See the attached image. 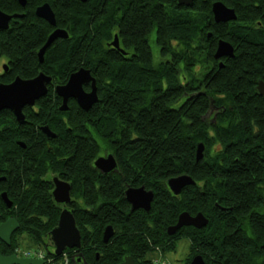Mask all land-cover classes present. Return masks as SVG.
Returning <instances> with one entry per match:
<instances>
[{
  "label": "trees",
  "instance_id": "1",
  "mask_svg": "<svg viewBox=\"0 0 264 264\" xmlns=\"http://www.w3.org/2000/svg\"><path fill=\"white\" fill-rule=\"evenodd\" d=\"M213 1L193 0L184 6L176 0H124L122 18L106 22L88 19L87 3L75 0L71 21L62 23L68 39L48 48L43 63L36 49L45 36L34 16L13 18L7 29H0V52L12 68L9 78H30L39 71L51 75L38 110L58 132L50 140L42 132L26 135L27 146L21 149L7 147L9 134L0 131V166L6 176L0 191L12 201L7 207L0 198V222L10 216L19 224L10 244L0 240L2 254L14 253L19 235L26 234L45 249L50 258L45 264L60 262L64 255L66 264H77L74 252L81 253L83 264H119L125 255L135 264H151V252L164 255L187 238L186 264L197 254L205 264H264V98L255 91L257 81H264V0H222L236 12V20L228 22L214 21ZM3 3L11 12L17 7L15 0ZM115 33L129 57L107 44ZM219 39L234 48L233 57L219 59L222 67L213 57ZM193 42L203 43L204 58L195 56ZM196 63L202 65L197 74L191 68ZM206 64L215 66L211 70ZM79 66L95 77L98 100L87 111L71 100L61 112L53 83H64ZM185 76L192 82L198 78L204 92L180 103ZM211 100L231 114L227 123L214 128L223 138L213 143L219 141L222 147L210 148L202 141L203 158L196 161L197 138H214L199 126V114ZM59 121L64 123L61 129ZM103 151L114 155L120 176L100 174L93 167ZM56 163L66 171L72 168L68 179L80 200L74 207L81 246L60 255L47 247L59 207L51 198V186L41 178ZM180 174L190 175L195 183L175 195L166 180ZM125 184L153 191L148 211L131 209ZM182 211H200L208 222L168 234L166 228ZM107 225L113 234L104 242Z\"/></svg>",
  "mask_w": 264,
  "mask_h": 264
},
{
  "label": "water",
  "instance_id": "2",
  "mask_svg": "<svg viewBox=\"0 0 264 264\" xmlns=\"http://www.w3.org/2000/svg\"><path fill=\"white\" fill-rule=\"evenodd\" d=\"M20 3H24L25 0H18ZM85 1V0H82ZM179 5L190 6L193 0H176ZM44 8H48L44 6ZM211 11L213 13V19L215 22H228L236 20V12L234 8L226 5L221 0H215L212 2ZM21 16V14L13 13L6 14L0 10V28L5 29L8 27V22L13 17ZM43 16L52 24H54L53 14L51 11L46 12ZM211 36V33H208ZM57 37H67V31L64 29L54 30L46 39L42 47L38 51L39 61L44 59V53L46 48ZM110 44L124 53V50L119 47L117 35L114 36ZM233 57L234 48L232 44L224 39L217 41L216 49L213 53V57L219 60L221 57ZM222 67L221 60L218 62ZM91 82L90 90L86 91L83 85ZM51 83V76L40 71L35 77L29 79H22L16 77L14 81L9 84L0 83V110L3 108L11 109L19 120L23 119L22 107L26 104L33 105L34 101L47 93V85ZM56 93L62 97V103L59 106L60 110L67 108V99L73 97L77 104L85 111L98 100L97 88L95 79L90 74V71L86 68H79L75 72L71 73L68 80L64 84H58L55 86ZM255 91L264 98V81L258 80L255 85ZM43 132L47 137L51 138L55 136V133L50 130L47 125L42 127ZM24 145V144H23ZM25 146V145H24ZM204 145L198 143L196 146L195 159L199 161L203 158ZM94 166L99 168L102 172H107L116 165L115 158L112 154L104 156H98L93 162ZM4 177H0L2 180ZM195 180L187 174H180L167 179L166 185L173 192V194L180 193L181 189L185 185L194 184ZM70 185L67 182L55 181V187L53 189V196L58 202H69ZM2 199L8 207L11 206V201L7 197L5 192L1 194ZM125 198L130 204L132 210L141 208L146 211L149 210L151 202L153 200V191L146 189L144 185L137 187H128L125 191ZM217 205V203H215ZM220 209L224 207L219 206ZM208 219L202 212H197L194 215L187 211L179 213L177 220L174 224L167 227V233L173 234L182 226H194L201 228L205 226ZM19 224L15 218H7L5 221L0 222V240L5 244H10V238L12 233L17 230ZM113 234L112 225H107L104 228L102 239L107 242ZM50 239L53 242L54 250L53 254L60 255L65 248L80 247V232L76 226L75 219L70 211L63 209L58 219L57 225L49 232ZM0 264H44V259L34 257H19L15 253L4 255L0 252ZM119 264H135L131 255H125L123 260ZM190 264H205L203 257L199 254L194 255Z\"/></svg>",
  "mask_w": 264,
  "mask_h": 264
},
{
  "label": "flooded vegetation",
  "instance_id": "3",
  "mask_svg": "<svg viewBox=\"0 0 264 264\" xmlns=\"http://www.w3.org/2000/svg\"><path fill=\"white\" fill-rule=\"evenodd\" d=\"M78 1H80L82 3H87L86 12H87V14H89V16H88L89 18L88 19H91L93 21L101 20V21H106V22L107 21L108 22H117V21H119L122 18V14H123L122 5L124 4V0H85V1L78 0ZM125 1L128 2V0H125ZM3 2H4V0H0V10L1 11H3L6 14H13V13L21 14V16L13 17V18H21L22 20H25L26 18H31V17L34 16L33 17L34 21L37 23V25L41 26V27H39V26L38 27L43 32L42 35L45 36L44 42L46 41L48 36L56 29H64L65 31H67V37H57V38H55L51 42V44L46 48V50H48V48H50L52 45H54L56 43V41H58L59 39H68L69 32H68L66 26H64V24H62V23L71 21V19L73 17L72 8L74 7L73 4H74L75 0H25L23 4L20 3L18 0H15V2L17 3V7H15L16 9L12 10V12L9 11V10L4 9L2 7V4H4ZM44 6H47L48 8H44ZM48 9L53 14L54 24L50 23L43 16V14H46V12H48ZM165 13H166V4H165ZM13 18H11L10 20H12ZM8 26H9V22H8ZM7 28H5V29H7ZM165 31H166V29H165ZM115 35H117V33H115L113 35V38H114ZM165 37H166V34H165ZM113 38L109 42H107V44L111 48H114L110 44V42L113 40ZM117 38H118V36H117ZM44 42L42 44H39L40 46H38L37 49H36L37 58H38V51L42 47ZM118 43H119V41H118ZM120 48H122L124 50V53H122L118 49L117 50L124 57L127 58V57H129L131 55V54H129L127 49H124L123 47H120ZM46 50H45V53L47 52ZM45 53H44V58H45ZM0 55H4L7 58V56L4 53L0 52ZM164 58H165V61H166V56ZM38 61H39V58H38ZM43 61H44V59H43ZM43 61L42 62L39 61V62L43 63ZM10 64L11 63L9 62V59L7 58L6 63L3 65V69L0 70V83L9 84L12 81H14V79L16 77H21L22 79H29V78H26V77H22L19 74H15V75H13V77L9 78L10 70H12ZM81 67L86 68V69H88L90 71L89 68L84 67V66H79L77 68V70L79 68H81ZM212 68H213V65L211 66V70H212ZM71 73H73V72H71ZM70 74H69V76H70ZM90 74L92 75L91 72H90ZM36 75H34L33 77H35ZM69 76H68V78H69ZM33 77H30V78H33ZM92 77L95 79V77L93 75H92ZM68 78H67V80H68ZM66 81L64 83H66ZM51 82H52V77H51ZM95 82H96V80H95ZM195 82H199V81L192 82V79H189V78H187V76H185V78L183 79V84H184L185 87H184V90H183V93H182L183 97H184V100H182V102H180V103H183V102L185 103L186 101L190 100V98L193 95H195V94L198 95V94H201V93L204 92L203 88L201 86V83L196 84ZM64 83H53L54 92L57 95V97L59 98V104L57 106L58 109H59L60 104L62 103V97L59 96L56 93L55 86L58 85V84H64ZM193 83H194V85L195 84L196 85L195 86L194 85H189L190 87H187L188 84H193ZM50 84H52V83H49L48 85H50ZM48 85H47V92H48ZM90 86H91V82L89 81L87 84L83 85V88H84V90L89 91L90 90ZM96 88H97V86H96ZM40 99H41V97L36 99L34 101L33 105L26 104V105H24L22 107V113H23V119L22 120H19L18 117L14 114V112L11 109H9V108H3V109L0 110V131L1 130L7 131L8 134H9V136H8L9 138L8 139L10 141V144H8L7 147H12V148H17L18 147V148H21V149H25L26 146H27L26 135L35 134L37 132H42L46 136V138H48L49 140L57 137L58 132L55 129L51 128L49 126V124L45 123L42 120V117L39 116L40 114L44 113V112L41 113L38 110V102H39ZM71 100H74V98L73 97H69L67 99V102H66L67 108L65 110H60L59 109V111L66 112L68 110V108H69L68 103ZM219 107H220V105H213V101L211 100L208 108L206 109V111L201 113V114H199V120L201 122V124L199 125L200 126V130L202 128H207V133H208V135L210 137H214V132H215L214 128L216 127L217 130H218L219 129V125L221 123L227 122L228 121L227 117H228V115L231 114V113H226V112L220 111ZM33 114L35 115L34 118L31 117V115H33ZM54 114L57 115L59 113L54 112ZM64 118H65V116L62 115V119H64ZM59 122H60L59 124H61V125L58 127V129H61L62 127H64V123H62V121H59ZM44 125H47L50 128V130L55 133L54 137H51V138L47 137V135L42 130V127ZM68 127L70 128L71 126H68ZM253 129L254 130H258V128L256 126H254ZM207 133H206V137L208 136ZM194 140H195V138H194ZM210 140L211 139L207 137V141H210ZM200 142L202 143V141H199V142H197V144L200 143ZM212 147L213 148L215 147V149H219L222 146H221L220 142L217 141L214 144H212ZM7 149H9V148H7ZM107 154H112V153L109 152V151H103L98 156H104V155H107ZM95 159L96 158L93 159V162H94ZM115 161H116V165L112 169L107 171V172H102L99 168L94 166L93 162H92V165L100 174H105V175H109V176H114V175L120 176L119 175L120 174L119 164H118L116 158H115ZM56 164L57 165H55V170L48 171V172L44 173L41 176L42 180H44L46 182V184L51 186V188H50L51 198L53 199L54 203L57 204V206L59 207L58 216L56 218V224L52 228H54L57 225L58 219L60 217V214H61L62 210L63 209H67L73 215V217L75 219L76 226L79 229V226H78V224L76 222V218H75V213L76 212H75L74 204H75L76 199L73 197V194H72V191H71V187H72L71 186V179H68L69 175L72 174V168H69V170H68V171H70V173H69L68 171L63 169L64 167L59 166L58 163H56ZM2 169H3V167L1 168V166H0V177H4L2 180H0V182L6 179L5 174H3L1 172ZM56 180L69 183V185H70V189H69L70 200H69V202H58L54 198L52 192H53V189L55 187V181ZM128 187H137V186H133V185H130V184H125V188L123 190L124 196H125V191H126V189ZM2 192L6 193V191L5 190H1L0 191V198L4 202V200L2 199V196H1ZM6 195H7V193H6ZM7 197H8V195H7ZM9 200H10V198H9ZM82 203H84V202L82 201ZM4 204L6 205L5 202H4ZM11 205H12V201H11ZM138 209H141V208H138ZM7 218H14V217H10L9 216ZM5 220H2V221H5ZM166 231H167V228H166ZM79 232H80V230H79ZM80 246H81V236H80ZM47 247H48L49 251L53 252L54 246H53V242H52L51 239H49V241L47 243ZM50 247H53V249H51ZM72 248H75L77 250L80 247L79 248L72 247ZM74 254L76 255L75 256L76 263L77 264H83L84 260L81 257V253L80 252H74Z\"/></svg>",
  "mask_w": 264,
  "mask_h": 264
},
{
  "label": "rangeland",
  "instance_id": "4",
  "mask_svg": "<svg viewBox=\"0 0 264 264\" xmlns=\"http://www.w3.org/2000/svg\"><path fill=\"white\" fill-rule=\"evenodd\" d=\"M202 44L203 43H201V42L200 43H194L193 42V45L197 46V51L195 52L196 53L195 56H198L199 58H204L203 49L201 47ZM154 52L155 53L157 52V48L156 47H154ZM204 54H206V53H204ZM165 56H166V51H165V55L162 56V57H165ZM159 57H160V54H158V52H157L156 58L159 59ZM6 61H7V58L4 55H0V70L3 69V65L6 63ZM212 65H213V68H214V66H215L214 64H206L205 66L208 67V66H212ZM201 67H202V65L200 63H196V64H194V65L191 66V68L195 71L196 74L198 73L199 70H201ZM197 79L198 78H196L195 81H198ZM195 83L198 84L200 82H195ZM189 85H194V83L193 84H189ZM224 123H227V122H224ZM224 123H222V124H224ZM218 134L219 135H217V133L214 132V138H212L210 141H207V139L205 141L203 138L200 139L198 137L196 143L199 142V141H203V142L206 143L207 147L209 146L211 148L212 144H214L213 143L214 139H219L220 137L223 138L220 133H218ZM73 197H74V195H73ZM75 199H76V203L77 204H80L79 198H75ZM18 238H19L18 239V241H19V247L18 248L20 250H22V251H24V250L27 251V249L36 250V249H41L42 248V246L41 247L40 246L37 247L36 243H34L26 234H23V236L19 235ZM50 248L53 249V247H50ZM41 250H43V252H44V256L43 257L45 259H50V258H46L45 257L46 256L45 249L42 248ZM188 252H189V240L187 238H181L177 242L176 249L174 251H170V252L168 251L164 255L161 254L162 256L160 255V252L155 251V252H151V254L149 255V257L151 259V264H186L185 263V259L188 256Z\"/></svg>",
  "mask_w": 264,
  "mask_h": 264
},
{
  "label": "built area",
  "instance_id": "5",
  "mask_svg": "<svg viewBox=\"0 0 264 264\" xmlns=\"http://www.w3.org/2000/svg\"><path fill=\"white\" fill-rule=\"evenodd\" d=\"M15 253L17 255H21V256H24V257H36V258H42V259H45L43 256H44V252L43 250L41 249H36V250H33V249H27L22 251L20 250L19 248H16L15 250ZM48 261H50V259H48ZM68 262V258L66 256H64L63 260L61 262H53L52 264H66Z\"/></svg>",
  "mask_w": 264,
  "mask_h": 264
},
{
  "label": "bare ground",
  "instance_id": "6",
  "mask_svg": "<svg viewBox=\"0 0 264 264\" xmlns=\"http://www.w3.org/2000/svg\"><path fill=\"white\" fill-rule=\"evenodd\" d=\"M221 59V58H220Z\"/></svg>",
  "mask_w": 264,
  "mask_h": 264
}]
</instances>
